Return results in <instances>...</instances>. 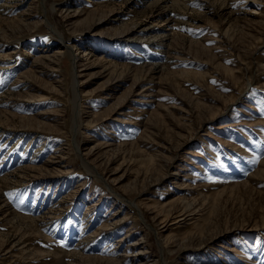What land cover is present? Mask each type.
Returning a JSON list of instances; mask_svg holds the SVG:
<instances>
[{"label":"rangeland","instance_id":"1","mask_svg":"<svg viewBox=\"0 0 264 264\" xmlns=\"http://www.w3.org/2000/svg\"><path fill=\"white\" fill-rule=\"evenodd\" d=\"M170 4L0 0V264H264V0Z\"/></svg>","mask_w":264,"mask_h":264},{"label":"bare ground","instance_id":"2","mask_svg":"<svg viewBox=\"0 0 264 264\" xmlns=\"http://www.w3.org/2000/svg\"><path fill=\"white\" fill-rule=\"evenodd\" d=\"M14 1H17V0H13V2ZM137 1H140V3L142 2V3H144L145 1H147V0H137ZM234 1H240V0H234ZM242 1V0H241ZM246 1H248V0H246ZM150 2H153V4L154 3H163L165 6L167 5V3L168 2H170L171 4H176V0H150ZM170 4V5H171ZM52 8H53V6H51ZM20 17V16H19ZM263 24H264V19H263ZM262 24V25H263ZM64 43V42H63ZM65 45V44H64ZM64 45H62V47H64L65 49L68 47V46H64ZM61 47V48H62ZM68 49V48H67ZM62 51H61V49H59L57 52H54L53 53V55H51V56H48V55H43V58H47V56H48V60L50 61L51 59V57H53V58H55V57H57L58 55H59V53H61ZM87 53V52H86ZM85 53H83V55H84ZM88 54V53H87ZM87 54H85V55H87ZM73 58L75 59L76 57H75V55H73ZM52 62V61H51ZM183 75V74H182ZM75 88H77V85H75L74 86V89ZM76 93V92H75ZM78 93V92H77ZM76 96V95H75ZM74 107L76 108V109H74L73 111H76V114H75V112H74V124H76V122H77V120H76V117H77V115H78V104H77V102H75V104H74ZM76 116V117H75ZM79 120V119H78ZM82 123V122H81ZM78 124V123H77ZM79 125V124H78ZM78 125H76V129L78 128L79 129V126ZM81 127V126H80ZM75 133H76V130H75ZM76 145V143L75 142H73V147ZM78 145V144H77ZM79 149V148H78ZM75 152H76V150H75ZM83 166L85 167V169H86V171H90V169L88 168V165H86V163L84 162V160H83ZM93 169V173L95 174V175H97L98 173H96L95 171V168H91V170ZM98 175H100V174H98ZM97 175V177H99ZM100 178V177H99ZM104 181V180H103ZM104 183L106 184V182L104 181ZM106 187L107 188H109L110 189V191H112V193H114L116 196H120L117 192H115V191H113V189H111L107 184H106ZM120 199H121V197H120ZM127 201V200H126ZM154 204V203H153ZM182 212V211H181ZM178 216H180L179 214L178 215H175V217H178ZM182 216V215H181ZM143 217V216H142ZM142 219V218H141ZM173 219V218H172ZM143 220V219H142ZM169 220V219H168ZM184 220V219H183ZM110 222V221H109ZM118 223V218H116V217H113V219L111 220V222L109 223V224H112V225H115V224H117ZM179 223V222H178ZM161 224V223H160ZM134 244H138V245H141L142 244V242H140V243H138V242H135ZM136 251L137 252H135V254L134 255H138V254H140V253H143L142 251H144L143 250V246H140L138 249H136ZM132 261H135V260H132ZM163 264H164V261L162 262ZM115 264H119V263H115ZM132 264V263H131Z\"/></svg>","mask_w":264,"mask_h":264}]
</instances>
